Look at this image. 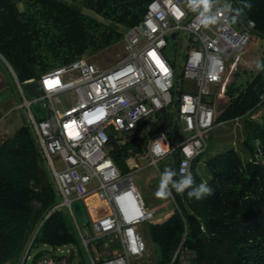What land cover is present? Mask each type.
Listing matches in <instances>:
<instances>
[{
    "label": "built area",
    "instance_id": "1",
    "mask_svg": "<svg viewBox=\"0 0 264 264\" xmlns=\"http://www.w3.org/2000/svg\"><path fill=\"white\" fill-rule=\"evenodd\" d=\"M224 4L235 9L229 0L212 6L211 11L220 10L218 19L205 26L199 9L193 11L189 0H151L143 19L125 30L121 41L126 56L116 64L101 67L84 54L43 71L38 79L21 81L14 72L22 99L14 108L28 109L26 125L52 172L58 194L49 214L57 210L70 213L84 246L89 249L94 244L93 264L97 260L100 264H134L147 251L141 227L153 222L155 213L146 205L134 175L175 153L180 156L179 174L191 171L193 175L194 160L206 151L208 133L216 124L208 95L213 86L225 83L228 67L237 64L257 26L251 18L224 11ZM180 30L189 33L193 47L188 48L184 61L182 90L174 95L176 67L165 48L168 36L176 32V39ZM29 82L41 91L31 99L23 87ZM34 103L46 109L39 118L32 111ZM171 107L182 139L173 144L168 135L172 128L159 129L149 137L143 152L126 159L129 169L123 172L109 152V131L124 136L141 126L144 129L153 116L156 119L160 111ZM14 108L0 109V126ZM157 148L163 155H157ZM91 196L103 202L94 208V235L90 229L82 230L74 210V203ZM33 241L34 237L19 264H75V243L49 245L51 251L60 253L36 258L30 254ZM97 249L112 252L99 258Z\"/></svg>",
    "mask_w": 264,
    "mask_h": 264
},
{
    "label": "trees",
    "instance_id": "2",
    "mask_svg": "<svg viewBox=\"0 0 264 264\" xmlns=\"http://www.w3.org/2000/svg\"><path fill=\"white\" fill-rule=\"evenodd\" d=\"M80 1L108 23L84 16L65 0H0V52L21 81L38 79L49 68L121 41L125 30L143 19L151 0ZM229 1L244 19L255 20V33L264 40V0ZM211 2L215 7L221 0ZM250 78L244 86H229L230 103L216 118L219 123L246 117L244 146L250 159L244 161L236 149L210 157L208 181L200 177L194 160V182H207L212 194L196 199L189 198L187 190L171 191L174 213L163 222H148L144 235L160 248L156 264H182L181 250L194 253L188 264H264V120L250 119L264 106V68ZM179 81L183 82L181 76L176 84ZM177 93L175 85L173 94ZM173 117L172 107L160 111L148 134L139 133L143 126L124 138L114 129L109 131V152L123 172L129 169L126 159L143 152L159 129L172 128L168 135L173 144L182 139ZM172 157L167 168L175 169L173 179H178L180 156ZM39 160L43 162L26 124L0 143V264H19L33 237V246L79 242L67 210L49 214L58 194L54 182L43 179Z\"/></svg>",
    "mask_w": 264,
    "mask_h": 264
},
{
    "label": "rangeland",
    "instance_id": "3",
    "mask_svg": "<svg viewBox=\"0 0 264 264\" xmlns=\"http://www.w3.org/2000/svg\"><path fill=\"white\" fill-rule=\"evenodd\" d=\"M65 1H67L72 6L80 9L81 13L84 16L93 17L99 21H104L108 23L107 19L97 14L95 11L89 9L88 7L84 6L80 0H65ZM19 7L22 10L25 9V5L23 4H20ZM189 20H190L189 18L187 20H184L183 24H187ZM121 29H124V27H121ZM178 32L179 35L176 39H173L170 36H168L169 45L165 48L166 55L176 67V78L178 76L182 77V69L184 67V61L188 53V48L193 47L191 45L189 33L183 30H180ZM259 39L260 37L257 34H255L251 42L246 47L245 51L240 53L239 61L235 65V67L234 68L232 66L228 67L225 74L224 85L225 84L232 85V83L234 82L236 85L244 86L245 83L250 79L251 75L259 71L260 68L256 67V61L260 60L261 62H263L264 60V40L261 39L260 41ZM86 55L90 58V60H93L99 66L110 67L116 64L118 61H120L123 57H125L126 53L124 51L122 41H118L113 45L98 52L95 53L87 52ZM14 72L16 73L13 66L7 61V59L0 52V109L5 111H8L9 109L16 107V105H18L22 101L18 93L20 88L15 78ZM25 84L23 85V87L25 86ZM219 87L218 86L212 87L211 88L212 92L208 95V98L213 97L218 91ZM176 88L178 89V91L182 90L181 81H179L176 84ZM233 88L234 87L232 86V89ZM25 91H26V96L29 99L34 97V95L33 96L30 95L26 89ZM225 95L226 97H224V100L216 101L215 98L213 99L214 102H217V108H216L217 116L221 113V108L225 107V105L229 101V95L227 91ZM31 107L34 115L38 118L41 117V113L37 110V104L34 103L32 104ZM259 111L262 112L263 110L262 109L256 110L253 113L254 117L250 119H254L257 122L263 121L262 120L263 116L260 117L258 116V114L260 113ZM26 115H28L27 108H16V109L14 108L12 110L10 115H8L6 120L0 126V143L6 138L12 136L20 126L27 123ZM154 117L155 116L152 117L150 124L147 125V127L141 129V131L139 132L141 135L148 134L150 132L152 124L157 122V120ZM245 124H246V119L244 118H242L241 120H229L215 124L214 128L208 133V138H207L208 147L206 151L197 158L196 171L198 172L201 178H203L206 181L210 179L211 172L206 165V160L218 153H224L229 149H236L244 161L250 159V153L248 149H246L244 146V140L247 137L245 132V127H246ZM118 136L124 138L125 134L123 136V134L119 133ZM171 157L164 159L162 162L158 164V166L149 165L134 175V183L138 186L139 190L141 191L146 205L154 209V213H155V219L153 220L154 223L158 221L157 220L158 215L163 217V215L169 210H175L173 198L171 197V195L166 197H157L155 194L159 186L161 173L167 168L169 162L171 160L173 161V157L172 158ZM140 162L145 163V161H140ZM41 175L44 180L48 179L54 182L52 172L46 161L42 162ZM92 197L95 199L93 203H91V200L90 201L88 200L89 197L87 198L88 201L86 199L78 200V202L82 204L85 210V216L84 217L77 216V221L83 231L90 229L91 230L90 232L92 233V235H94L96 234V232L91 228L92 221L94 219V213L91 211H94V208L98 205L103 204V202L100 200L96 202V197L94 196ZM148 224H149L148 222L142 224L141 232L144 235L147 231L146 227L148 226ZM73 225H74V230L79 238V242L76 244V249L74 250L76 252L74 263L93 264L91 261V257H93L94 259L96 258V254L93 250L94 244L91 243L89 245V249H87L82 243V240L80 239V235L78 233L75 222H73ZM146 242H147V251L144 257L138 261L135 260L134 264H156V258H158L159 256L160 248L155 244H151L147 238H146ZM67 247H65V249ZM154 249L156 252V257L153 256ZM40 252L48 255H54L60 253V251L58 250L51 251L49 245L42 243L39 245L32 246L30 251L31 257L35 256ZM96 252H98L97 256L99 258H102L112 251L110 249H104L103 251L97 249ZM180 256H181L182 264H188L189 259L194 257V253L181 250ZM29 262L30 260L27 261V263ZM96 264H100L98 260L96 261Z\"/></svg>",
    "mask_w": 264,
    "mask_h": 264
},
{
    "label": "clouds",
    "instance_id": "4",
    "mask_svg": "<svg viewBox=\"0 0 264 264\" xmlns=\"http://www.w3.org/2000/svg\"><path fill=\"white\" fill-rule=\"evenodd\" d=\"M246 6L250 7V4ZM189 7L193 11L199 9V19L201 23L205 26L215 23L218 19V12L220 10L217 9L215 12L211 11V0H189ZM222 8L224 11L231 10L236 14H239L241 11L240 9H232L230 4H224ZM256 67L264 68V62L257 60ZM156 152L157 155H163L159 148L156 149ZM176 175V170L172 168H166L161 173L159 186L155 193L157 197L169 196L171 195L172 190H174L176 193H184L185 190H187V196L189 198L195 197L196 199H201L204 196L212 194L213 190L207 184V182L201 181L198 184L194 182V177L191 171L187 172L186 174L180 175L178 179H173V177Z\"/></svg>",
    "mask_w": 264,
    "mask_h": 264
},
{
    "label": "crops",
    "instance_id": "5",
    "mask_svg": "<svg viewBox=\"0 0 264 264\" xmlns=\"http://www.w3.org/2000/svg\"><path fill=\"white\" fill-rule=\"evenodd\" d=\"M223 2V0H221V2L219 3V4H221ZM231 3V2H230ZM234 7V6H233ZM235 8V7H234ZM236 9V8H235ZM238 63V62H237ZM235 67V66H234ZM233 67V68H234ZM251 79V78H250ZM246 81V80H245ZM244 81V82H245ZM224 85V84H223ZM215 85V87L216 86H220L219 88H218V91L216 92V94L213 96V97H210V98H208V100L213 104V106H214V108H215V113H216V108H217V102H214L213 101V99L215 98L216 99V101H220V100H224V97H226V95H225V93H226V91H228V86H230L231 88H232V86L234 87V88H236V87H238L239 85H236L234 82L232 83V85ZM214 87V86H213ZM211 92H212V90H211ZM228 93V92H227ZM229 95V94H228ZM230 95H229V101L227 102V104L225 105V107L230 103ZM225 107H223V108H221V112L223 111V109L225 108ZM259 110H263L262 112L261 111H259L260 113L258 114V116L260 117V116H263L262 117V120H264V106H261L260 108H258ZM257 109V110H258ZM254 113V112H253ZM253 113L250 115V118H253L254 116H253ZM221 114V113H220ZM219 114V115H220ZM216 118H217V115H216ZM242 118H244V119H246V117H242ZM242 118H236V119H234V120H241ZM252 120H254V119H252ZM229 121V120H228ZM223 122V121H222ZM220 123V122H219ZM247 129H246V127H245V132L247 133V131H246ZM171 197L173 198V201H174V196H173V194H172V192H171ZM148 207H150V206H148ZM150 208H152V207H150ZM153 209V208H152ZM174 213V210H169L168 212H166L164 215H163V217H161V216H157V222H163V221H165V220H167L172 214Z\"/></svg>",
    "mask_w": 264,
    "mask_h": 264
},
{
    "label": "water",
    "instance_id": "6",
    "mask_svg": "<svg viewBox=\"0 0 264 264\" xmlns=\"http://www.w3.org/2000/svg\"><path fill=\"white\" fill-rule=\"evenodd\" d=\"M176 36H177L176 32H173L172 35H171V37L173 39H175ZM24 87L28 91V93L30 95H32V96L33 95L35 96V95H37V94H39L41 92L38 89V87H37L35 82L26 83ZM37 110L40 113H42V114L46 113V109L44 107L37 106ZM260 150H261V146H259V148L257 149V153L260 152ZM39 165H40V169H41V167H42V161L41 160H39ZM74 210H75V213H76L77 216H79V217H84L85 216V210H84V208H83V206H82V204L80 202L74 203ZM86 222H87V219H86Z\"/></svg>",
    "mask_w": 264,
    "mask_h": 264
},
{
    "label": "snow or ice",
    "instance_id": "7",
    "mask_svg": "<svg viewBox=\"0 0 264 264\" xmlns=\"http://www.w3.org/2000/svg\"><path fill=\"white\" fill-rule=\"evenodd\" d=\"M152 55L154 56L155 54L152 53ZM157 62L160 64L161 68H163V64H162V62H160L158 59H157ZM164 70L166 71V69H164Z\"/></svg>",
    "mask_w": 264,
    "mask_h": 264
}]
</instances>
